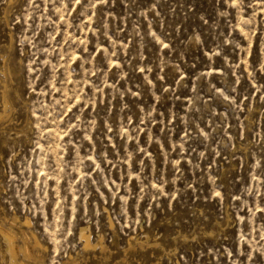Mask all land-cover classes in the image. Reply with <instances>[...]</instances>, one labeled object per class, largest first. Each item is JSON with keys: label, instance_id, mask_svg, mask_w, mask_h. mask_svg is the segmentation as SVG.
<instances>
[{"label": "rangeland", "instance_id": "rangeland-1", "mask_svg": "<svg viewBox=\"0 0 264 264\" xmlns=\"http://www.w3.org/2000/svg\"><path fill=\"white\" fill-rule=\"evenodd\" d=\"M0 111L25 263L264 264V0H0Z\"/></svg>", "mask_w": 264, "mask_h": 264}, {"label": "bare ground", "instance_id": "bare-ground-1", "mask_svg": "<svg viewBox=\"0 0 264 264\" xmlns=\"http://www.w3.org/2000/svg\"><path fill=\"white\" fill-rule=\"evenodd\" d=\"M5 88H7V87H5ZM7 91H9V90H7ZM7 99H9V97ZM4 102H7V101H4ZM7 104H10V103L8 102ZM2 111L5 112L4 110H2ZM5 116H7L5 113L0 114V122L5 119ZM4 221H5V219H4ZM8 224H12L13 226H18L20 229V232L17 233V232H15V230L13 228H10L9 226L6 225L7 227H9V228H7L5 225L0 224V234L6 243L5 253L9 257V260H10L9 263H11V264H28V263H25L24 261L20 260L19 256L21 253H24L25 256H23V257H27L29 259H37L38 261L40 259H42V258L38 259L39 258L38 251H39V248L42 247L41 242L32 232H30L29 230H25V228L27 226H29L31 224V222L29 220L19 222L18 219L15 218L14 220H12V222H10ZM19 235H21L22 240L24 242L23 246H21L22 242L20 245L18 244ZM81 237L84 241V244H82V245L84 246L83 248L85 250L94 249V248H98V247L101 249L102 252H104L106 250V246H104V244L101 241H99L97 243L93 242L90 235L86 232L85 229H82ZM130 245L132 246V242H130ZM140 245H143V244L141 243ZM73 260L74 259H70V261L74 263L75 261H73ZM34 262H36V261H34Z\"/></svg>", "mask_w": 264, "mask_h": 264}, {"label": "snow or ice", "instance_id": "snow-or-ice-1", "mask_svg": "<svg viewBox=\"0 0 264 264\" xmlns=\"http://www.w3.org/2000/svg\"><path fill=\"white\" fill-rule=\"evenodd\" d=\"M217 195H219V194H217Z\"/></svg>", "mask_w": 264, "mask_h": 264}]
</instances>
